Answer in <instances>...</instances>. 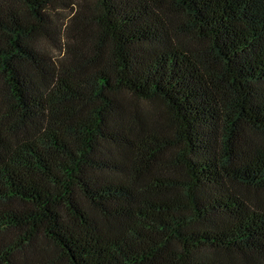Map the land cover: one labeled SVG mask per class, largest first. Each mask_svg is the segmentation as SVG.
<instances>
[{
	"label": "trees",
	"instance_id": "obj_1",
	"mask_svg": "<svg viewBox=\"0 0 264 264\" xmlns=\"http://www.w3.org/2000/svg\"><path fill=\"white\" fill-rule=\"evenodd\" d=\"M74 1L0 0V264H264V0Z\"/></svg>",
	"mask_w": 264,
	"mask_h": 264
},
{
	"label": "rangeland",
	"instance_id": "obj_2",
	"mask_svg": "<svg viewBox=\"0 0 264 264\" xmlns=\"http://www.w3.org/2000/svg\"><path fill=\"white\" fill-rule=\"evenodd\" d=\"M74 1V0H72ZM78 2V3H76ZM82 3V4H86V5H91L93 4L94 0H75L74 2H72L71 6L68 7V8H64V9H61L59 10L58 12V17H59V21L60 23H62V25H66L69 20H70V17L72 16V14L74 13V11H76L78 8H79V3ZM43 44L46 46V48L50 49L52 52H54V55H58V56H61L62 53H63V50H61L60 48H58L52 40H42ZM137 104H141V105H144V104H147V105H150L149 102H145V101H137L136 102ZM152 105H155V103H152ZM159 108V107H158ZM162 110V108H160Z\"/></svg>",
	"mask_w": 264,
	"mask_h": 264
}]
</instances>
